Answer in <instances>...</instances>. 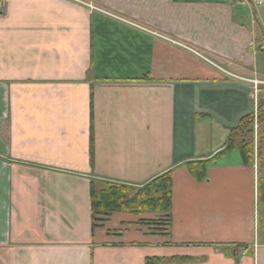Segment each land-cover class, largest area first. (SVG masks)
Listing matches in <instances>:
<instances>
[{
    "label": "crops",
    "instance_id": "0c3cea01",
    "mask_svg": "<svg viewBox=\"0 0 264 264\" xmlns=\"http://www.w3.org/2000/svg\"><path fill=\"white\" fill-rule=\"evenodd\" d=\"M254 80L253 0H6L0 264H264L258 148L253 166L219 154L256 110ZM199 161L201 180L187 166ZM168 171L158 225L141 212L94 219L97 183L140 187Z\"/></svg>",
    "mask_w": 264,
    "mask_h": 264
},
{
    "label": "trees",
    "instance_id": "16d2710c",
    "mask_svg": "<svg viewBox=\"0 0 264 264\" xmlns=\"http://www.w3.org/2000/svg\"><path fill=\"white\" fill-rule=\"evenodd\" d=\"M259 125L260 137L264 139V89L259 93L258 103L254 113L242 117L237 126L230 129L224 147L219 154L237 150L241 161L246 166H253L255 147L253 140V125ZM259 156V154H258ZM207 162H190L188 169L196 179L201 180L205 174ZM258 165L259 164L258 157ZM134 189L125 185L108 184L106 190L90 191L92 214L94 219L98 216H110L117 212L127 211L134 214L142 211L169 213L171 209V172L168 171L152 181ZM258 199L264 204V178L258 180ZM144 224L158 225L159 222H144ZM146 264H155L154 259H148Z\"/></svg>",
    "mask_w": 264,
    "mask_h": 264
},
{
    "label": "rangeland",
    "instance_id": "374dc122",
    "mask_svg": "<svg viewBox=\"0 0 264 264\" xmlns=\"http://www.w3.org/2000/svg\"><path fill=\"white\" fill-rule=\"evenodd\" d=\"M257 6V5H256ZM264 88V86L262 88H257V90H261ZM259 93V92H258ZM253 140H254V147L256 146L258 148V154H259V164L261 161V164L264 165V139L260 137V130H259V125H257V123H254L253 125ZM259 167L261 169L264 170V166H260ZM131 187V186H128ZM142 187V186H140ZM138 186H132L131 188L134 189L132 192L137 191L138 189H141ZM108 188V184H104V183H97L96 186L94 187L95 192L98 193L99 191L102 190H106ZM256 209L258 211V217H259V226H258V230L259 232H263L264 231V204L259 200L258 203H256ZM148 212H151L149 214H147ZM145 216V218H141L142 220H140L141 225H146V226H154L151 224H144V222H157L154 218H155V214L152 211L146 210V211H142L141 214H143ZM98 217H105V216H98Z\"/></svg>",
    "mask_w": 264,
    "mask_h": 264
},
{
    "label": "built area",
    "instance_id": "2783aa9c",
    "mask_svg": "<svg viewBox=\"0 0 264 264\" xmlns=\"http://www.w3.org/2000/svg\"><path fill=\"white\" fill-rule=\"evenodd\" d=\"M6 0H0V14L4 12V4H5ZM253 4L260 6L262 4H264V0H253ZM87 6L91 9H97V7H94L91 4H87ZM252 83L254 84V88L256 93L260 92L261 90H257V85H264V81H252Z\"/></svg>",
    "mask_w": 264,
    "mask_h": 264
}]
</instances>
